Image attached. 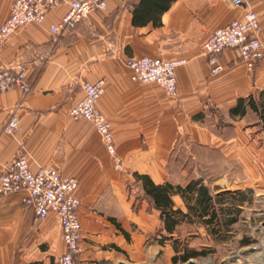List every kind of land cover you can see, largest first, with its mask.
I'll return each instance as SVG.
<instances>
[{
	"label": "crops",
	"instance_id": "0c3cea01",
	"mask_svg": "<svg viewBox=\"0 0 264 264\" xmlns=\"http://www.w3.org/2000/svg\"><path fill=\"white\" fill-rule=\"evenodd\" d=\"M68 1L41 23L22 25L0 46V67H22L29 86L25 95L16 88L0 93V173L24 153L31 170L48 166L76 178L82 239L74 264H134L150 251L141 247L145 238L166 235L159 211L125 191L123 183L133 182L134 173L154 184L184 185L202 176L213 195L264 187L261 119L247 105L242 115L230 114L238 98L264 91V53L248 70L238 49L225 48L218 55L222 71L210 75L200 50L214 29L250 9L259 20L263 51L264 0L238 6L229 0H173L159 14V25H153L152 14L132 23L139 0H106L104 9L52 41L48 28L65 14ZM11 2L0 0V24ZM139 56L184 60L174 69V98L155 83L131 81L124 60ZM99 79L104 92L95 106L110 124L117 167L91 123L68 114L82 98V82ZM12 112L20 130L7 135L3 127ZM26 196L24 190L0 195V264H57L64 252L59 222L53 214L36 219ZM253 196V204L264 202V191ZM170 200L186 211L178 195ZM245 206L238 218L250 215ZM249 211L257 216L264 262V207ZM158 240L151 247L165 249L171 263L169 241Z\"/></svg>",
	"mask_w": 264,
	"mask_h": 264
},
{
	"label": "built area",
	"instance_id": "2783aa9c",
	"mask_svg": "<svg viewBox=\"0 0 264 264\" xmlns=\"http://www.w3.org/2000/svg\"><path fill=\"white\" fill-rule=\"evenodd\" d=\"M63 0H12L9 6L7 18L0 24V46L18 28L26 24L41 23L45 15L55 9ZM232 5L238 6L242 0H229ZM106 0H69L68 9L49 28V36L56 41L59 34L72 30L81 19L89 13L105 8ZM259 20L250 9L245 10L240 18L233 19L222 27L214 29L200 44L201 52L206 56L208 73L218 75L222 71L218 55L225 48H236L239 57L246 68L252 67L257 58L262 57L260 43L257 37ZM125 66L129 70L131 81L135 83H155L163 90L166 97L176 96L175 67L181 65L184 60H161L139 56L138 58H126ZM103 80L96 82H82L80 89L82 98L69 106L68 114L72 119L88 121L94 128L96 135L111 156L112 163L117 167L119 162L115 157L110 124L103 114L95 106L97 99L103 94ZM10 88H16L21 94L29 92V86L25 79V69L18 66L0 67V93ZM20 130V123L15 112H12L6 121L3 132L12 135ZM77 187V179L63 176L57 169L48 166L31 170L24 153L18 154L13 161L5 166L0 173V195L26 191L24 204L33 209L36 219L44 220L53 214L59 222L60 236L64 252L59 256L57 264H72L74 255L78 254L82 239L80 235L81 225L78 220L80 199L74 193Z\"/></svg>",
	"mask_w": 264,
	"mask_h": 264
},
{
	"label": "trees",
	"instance_id": "16d2710c",
	"mask_svg": "<svg viewBox=\"0 0 264 264\" xmlns=\"http://www.w3.org/2000/svg\"><path fill=\"white\" fill-rule=\"evenodd\" d=\"M171 1L173 0H139L132 13V23L134 25L144 23L143 15L151 16L152 14L154 15L151 18L153 25H159V14L168 8ZM246 105L261 119L264 130V91L258 92L257 98L252 94L245 98H238L235 106L230 109V114L242 115ZM133 176L132 185L139 197L145 198L159 211L162 230L166 235L160 236L158 244H162L164 240L171 242L174 251V255L170 258L172 264L185 263L189 258L206 254L204 250L197 251L184 245L179 253L177 241L171 239L179 225L188 223L203 226L212 240L222 241L228 237L231 225L238 221L240 205L251 202L252 191L249 188L213 195L211 189L203 182L202 176L190 179L184 185L169 182L154 184L143 174L134 173ZM173 194L181 198L185 205V212L173 207L170 200ZM76 255L72 259V264L75 263Z\"/></svg>",
	"mask_w": 264,
	"mask_h": 264
},
{
	"label": "rangeland",
	"instance_id": "374dc122",
	"mask_svg": "<svg viewBox=\"0 0 264 264\" xmlns=\"http://www.w3.org/2000/svg\"><path fill=\"white\" fill-rule=\"evenodd\" d=\"M213 177H210V179ZM125 191L130 194L134 193L133 199H137V191L132 185V181L123 183ZM247 187H242L240 189H246ZM251 200L254 198V193L258 191H264V187L253 189L250 188ZM132 191V192H131ZM136 195V196H135ZM248 196V195H247ZM249 216H240L238 221L231 225L229 228V235L225 240L214 241L211 237L208 238L206 232L199 225L196 224H182L180 227L176 228L172 240H176L179 253H181L184 246L187 248H194L197 251H206V254L197 257L190 258L189 261L185 263L177 264H264L262 262V252L261 245L259 243L260 236L257 234V228H259L257 216L251 215L254 213V208H260L261 205L264 207V202L260 203H245ZM31 206V205H30ZM249 209V210H248ZM159 235L157 232L151 233V236L145 238L141 247L143 250H150L147 252L146 257L139 258V260L134 264H171L168 262L166 257V250L160 249L156 250L151 247L152 239H157L155 236ZM169 247H171V242L169 241ZM184 245V246H183ZM172 248V247H171ZM171 251V249L169 248ZM173 251V249H172ZM129 264L128 262H122Z\"/></svg>",
	"mask_w": 264,
	"mask_h": 264
},
{
	"label": "water",
	"instance_id": "95a60500",
	"mask_svg": "<svg viewBox=\"0 0 264 264\" xmlns=\"http://www.w3.org/2000/svg\"><path fill=\"white\" fill-rule=\"evenodd\" d=\"M189 262H190V263H192V261H191V260H189ZM120 264H125V263H122V262H120Z\"/></svg>",
	"mask_w": 264,
	"mask_h": 264
}]
</instances>
